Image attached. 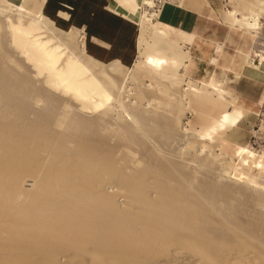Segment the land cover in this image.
<instances>
[{"label": "bare ground", "instance_id": "6f19581e", "mask_svg": "<svg viewBox=\"0 0 264 264\" xmlns=\"http://www.w3.org/2000/svg\"><path fill=\"white\" fill-rule=\"evenodd\" d=\"M153 17L128 69L0 0V264H264V153L186 133V52Z\"/></svg>", "mask_w": 264, "mask_h": 264}, {"label": "rangeland", "instance_id": "374dc122", "mask_svg": "<svg viewBox=\"0 0 264 264\" xmlns=\"http://www.w3.org/2000/svg\"><path fill=\"white\" fill-rule=\"evenodd\" d=\"M110 1L114 6L126 13L130 15L134 14L131 20L137 29L138 35L139 25L144 15L153 13V21L156 23L158 10L161 4L177 0ZM148 1H152L155 4V8L150 9L147 7L146 2ZM244 1L245 0H218L216 12L214 14L211 12V16L217 21L231 27L236 32L246 34L249 36L250 40H252V47L246 57V68L240 76L239 86L237 92L234 94H227L208 84V77L215 59L219 54L220 48H211L209 45L197 40H193L192 45H189L186 43V39H189L190 42L191 36L176 35L173 31L169 34L173 35L178 40L180 47L186 52L187 61L183 64L184 67L180 74L184 76L189 83L191 82L190 84L194 85V87L189 86V89L186 87L183 88L187 98V107H189V111L191 112L186 116V122L182 121V127L185 129L186 133L191 130L189 132L193 131L195 136L199 134L208 135L211 134L215 128L217 131L219 127H224L225 129H219L220 131L218 130L217 133L215 131L212 134L216 133V135H214L215 137L221 136V138H223V141H225L223 150L227 155L238 156L239 148H247L255 155L260 156L264 153V1L256 0L259 1L260 4L259 2H254L251 7L249 0L245 2L246 4H243V6L242 3ZM256 3H258V6H261H259V10H257L259 7ZM246 5L250 8V12ZM254 10L257 12H254ZM250 13L253 14L252 17L249 15ZM156 24L159 30L164 28L158 22ZM82 35L83 37H81ZM82 35L79 36V43L84 42V34ZM136 57L137 51L135 52L134 61L131 66L127 67L128 69L132 68ZM215 90L217 93L218 91L225 93L226 96L223 95V99L216 101L217 93ZM211 98L214 101L210 103L209 100H211ZM185 123L187 124L183 125ZM199 140L203 141L200 138ZM176 146L179 147L178 144ZM215 153L219 155L218 150H215ZM237 158H234V160ZM220 159L223 160L221 161L223 164L232 161L229 160L230 158L228 157L225 158L226 161L222 157ZM234 165L243 175L249 177L250 175H254V165L249 170H246L241 162L235 161ZM251 172H253V175Z\"/></svg>", "mask_w": 264, "mask_h": 264}, {"label": "crops", "instance_id": "0c3cea01", "mask_svg": "<svg viewBox=\"0 0 264 264\" xmlns=\"http://www.w3.org/2000/svg\"><path fill=\"white\" fill-rule=\"evenodd\" d=\"M6 1L30 13L43 15L62 29L82 30L84 41L86 28L87 30L104 29L107 24L111 26L115 16L128 24L122 23L123 25L118 26L119 29L122 28L120 39H112L108 43L93 36L89 37V50L98 60L90 57L101 63L117 60L123 66L132 64L136 52V46L134 48L136 28L131 20L134 14L130 15L117 8L110 0ZM217 8L218 0L165 2L158 10L157 22L176 35L191 36L190 42L186 39L189 45H192L193 40H197L211 48H220L210 71L208 84L227 94H234L237 92L240 76L245 71L246 57L252 47V40L246 34L236 32L213 18L211 12L214 14Z\"/></svg>", "mask_w": 264, "mask_h": 264}, {"label": "trees", "instance_id": "16d2710c", "mask_svg": "<svg viewBox=\"0 0 264 264\" xmlns=\"http://www.w3.org/2000/svg\"><path fill=\"white\" fill-rule=\"evenodd\" d=\"M86 3H88V1H86ZM101 14H104V13L101 12ZM92 16H95V15L92 14ZM122 23L124 24L125 22H122V20H120L119 18H116L114 16L111 26H110V24H107L106 28L100 29V30H87V28H86L84 30V33H85V41H84V50H85V53L87 55H89V56H92L91 55L92 53L89 50V44H88L89 37H91V36L95 37L98 40H101L103 42H108V43L112 39L119 40L120 39V35L122 34V28L119 29L118 26L119 25H123ZM125 24L128 25L127 23H125ZM54 26L56 28H58V29L63 30V31H67L68 30V28L67 29L60 28L59 25L57 23H55V22H54ZM131 29H132V27H131ZM133 29H134V27H133ZM136 36H137V29H136L135 39H136ZM134 48H135V41H134ZM93 58L96 59L95 56ZM134 58H135V56H134ZM96 60H98V59H96ZM133 61H134V59H133ZM133 61H132V63H133ZM103 63L104 64L105 63H108V61L103 62ZM125 67H128V65H126Z\"/></svg>", "mask_w": 264, "mask_h": 264}, {"label": "built area", "instance_id": "2783aa9c", "mask_svg": "<svg viewBox=\"0 0 264 264\" xmlns=\"http://www.w3.org/2000/svg\"><path fill=\"white\" fill-rule=\"evenodd\" d=\"M162 4H163V3H162ZM162 4H161V5H162Z\"/></svg>", "mask_w": 264, "mask_h": 264}]
</instances>
